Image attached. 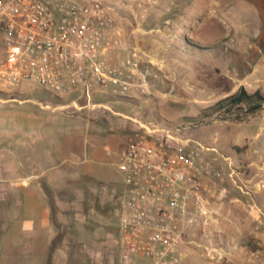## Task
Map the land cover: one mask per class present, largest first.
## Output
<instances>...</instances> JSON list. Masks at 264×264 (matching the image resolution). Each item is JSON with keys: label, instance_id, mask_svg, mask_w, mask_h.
<instances>
[{"label": "rangeland", "instance_id": "obj_1", "mask_svg": "<svg viewBox=\"0 0 264 264\" xmlns=\"http://www.w3.org/2000/svg\"><path fill=\"white\" fill-rule=\"evenodd\" d=\"M174 9L143 0L120 25L149 60L147 94L0 90V264H119L118 152L149 120L184 125L217 149L203 156L220 171L203 179L208 218L187 228L180 264H264V104L212 108L240 87L264 95V0H176ZM184 9L192 18L176 25ZM174 32L185 36L166 42Z\"/></svg>", "mask_w": 264, "mask_h": 264}, {"label": "built area", "instance_id": "obj_2", "mask_svg": "<svg viewBox=\"0 0 264 264\" xmlns=\"http://www.w3.org/2000/svg\"><path fill=\"white\" fill-rule=\"evenodd\" d=\"M140 0H0V90L34 85L52 93L116 97L150 91L149 60L125 41V14ZM186 126L140 122L118 152L124 205L119 264H180L189 226L208 218L203 161L217 151L185 136Z\"/></svg>", "mask_w": 264, "mask_h": 264}, {"label": "trees", "instance_id": "obj_3", "mask_svg": "<svg viewBox=\"0 0 264 264\" xmlns=\"http://www.w3.org/2000/svg\"><path fill=\"white\" fill-rule=\"evenodd\" d=\"M264 104V95L259 91L247 92L243 87H240L235 92L218 100L212 108L227 107L241 109L247 113H255L262 108Z\"/></svg>", "mask_w": 264, "mask_h": 264}, {"label": "crops", "instance_id": "obj_4", "mask_svg": "<svg viewBox=\"0 0 264 264\" xmlns=\"http://www.w3.org/2000/svg\"><path fill=\"white\" fill-rule=\"evenodd\" d=\"M175 2L176 0H168V6L173 10L176 11L175 8ZM175 17L173 18V21L176 23V25H179L182 23V25H187L189 24L190 19L192 18V14L190 13V11H188L187 9H184L182 12L180 13H175L174 14ZM179 32H174L172 33V35L169 36V38H167L166 42L170 41L172 42V40H176V39H180V37L185 36V34H182ZM95 154V152L92 153L91 156H93ZM44 219L46 220V216H44ZM36 221L34 219H29V223H28V230L29 229H33L36 226ZM44 225H46V221H44Z\"/></svg>", "mask_w": 264, "mask_h": 264}]
</instances>
